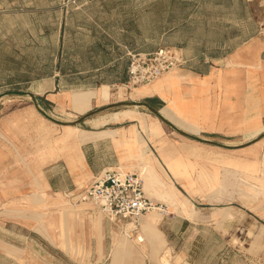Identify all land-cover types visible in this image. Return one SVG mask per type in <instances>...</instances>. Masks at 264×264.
I'll list each match as a JSON object with an SVG mask.
<instances>
[{"label": "rangeland", "instance_id": "rangeland-1", "mask_svg": "<svg viewBox=\"0 0 264 264\" xmlns=\"http://www.w3.org/2000/svg\"><path fill=\"white\" fill-rule=\"evenodd\" d=\"M242 1L0 0V80L12 83L7 87L14 90L56 71L63 99L53 113L64 121L108 103L131 100L133 88L159 84L165 96L160 111L179 128L207 137L203 130L222 127L203 122L200 100L193 99L194 125L177 116L166 102V97L185 98L181 84L186 78L178 72L184 67L144 86L129 87L127 78L118 77L130 51L180 42L179 34L166 31L173 23L166 17L167 6L182 7L187 26L195 25L198 32L210 30L216 19L227 22L230 14L241 17L253 9L257 24L264 9L260 0L248 7ZM240 22L245 29V22ZM242 82L237 83L239 88ZM78 93L89 96L88 104L76 100ZM138 100L157 103L146 97ZM220 102L216 110L222 108ZM83 104L85 109L79 110ZM123 109L141 111L140 118L152 114L143 107L112 108L74 126H116L127 135L121 138L128 139L126 144L114 145L116 155L100 152L98 159L135 172L143 185L148 183L146 195L161 204L154 208L162 213L157 229L145 225L150 212L134 227L129 221L111 220L94 203L76 202L63 193L1 196L0 264H264V138L251 140L264 132V118L256 115V100L240 99L237 110L227 108L233 114L238 111L237 122L225 124L222 133L211 139L239 146L231 149L183 136L156 116L143 130L128 115L115 121L112 115ZM137 139L149 156V166L133 153ZM163 156L178 165V178ZM143 166L145 171L140 173ZM161 180L171 185L167 193L162 192Z\"/></svg>", "mask_w": 264, "mask_h": 264}, {"label": "crops", "instance_id": "crops-1", "mask_svg": "<svg viewBox=\"0 0 264 264\" xmlns=\"http://www.w3.org/2000/svg\"><path fill=\"white\" fill-rule=\"evenodd\" d=\"M254 2L243 0L242 4L248 7ZM260 2L264 7V0ZM166 8L167 19L169 22L173 19L171 25L168 22L166 31L181 36L180 42L175 44L181 46L188 60L178 71L186 78L181 84L183 95L188 100H200L204 111L201 117L206 118L204 123L222 127L221 130H203L207 134L204 138H217L225 124L237 122L238 111L233 114L227 108L237 110L240 99L256 100V115L260 120L264 118V9L257 24V13L253 9L241 17L230 14L227 22L216 19L209 24L210 30L202 28L196 32L195 25L187 26V15L182 7ZM240 20L245 22V29L240 26ZM126 68L127 65L118 79L127 78ZM240 81L244 83L242 89L237 85ZM59 83L55 71L51 76L30 80L26 87L14 90H29L41 107L56 117L53 110L56 113L63 99ZM9 84L12 83L6 79L0 80V93L13 90L7 87ZM163 95V92H155L145 97L156 99L157 103L152 106L160 109L165 103ZM218 100L222 108L216 110ZM63 126L40 115L26 95L0 98V197L75 194L90 184L102 168L115 166L105 165L108 160L98 159V156L100 152L116 155L114 145L126 141L118 136L120 127L71 125L64 126V132Z\"/></svg>", "mask_w": 264, "mask_h": 264}, {"label": "built area", "instance_id": "built-area-1", "mask_svg": "<svg viewBox=\"0 0 264 264\" xmlns=\"http://www.w3.org/2000/svg\"><path fill=\"white\" fill-rule=\"evenodd\" d=\"M128 55L129 87L147 85L170 70L183 67L188 61L175 46L130 51ZM67 197L76 202L94 203L111 220L129 221L134 227L140 224L143 214L161 207L145 195L142 178L137 173L119 166L102 168L84 189Z\"/></svg>", "mask_w": 264, "mask_h": 264}, {"label": "bare ground", "instance_id": "bare-ground-1", "mask_svg": "<svg viewBox=\"0 0 264 264\" xmlns=\"http://www.w3.org/2000/svg\"><path fill=\"white\" fill-rule=\"evenodd\" d=\"M173 76H171V77H173ZM155 92H161L159 84H154L152 86V88L143 87V88L136 89V90H134V88H133V92L131 93V100H138L139 98H142V97H145V96L147 97V96H149V95H151L152 93H155ZM77 96L79 97V99H76V100H78L80 102H83L85 104H88L90 98H89V96L87 94H83V93L79 94L78 93ZM166 99H167L166 102H167L168 106L172 109V111L177 116H179L181 119H183L184 121L188 122L191 125L192 124L193 125L196 124V117H195V113H194V111H196V103H194L193 100H191V99L188 100V99H185V98H182L181 100H178V99H176L174 97H169V98L166 97ZM85 106L86 105H84V106H82V108H78V109L79 110H83V109H85ZM140 114H141V111H139V110L123 109V110L115 112L112 115V117H113V119L115 121H117L121 116L128 115V117L130 119L136 120L138 122L139 129L143 130V129H146V128L149 127L150 118L153 117L154 115L150 114V113H146L147 114L146 118H140L139 117ZM99 122H101V121H99ZM64 126H71V125L70 124H66ZM159 128H160V126H158V129ZM137 132H138V130H136V132L134 131L133 140L136 139V135L135 134H137ZM118 136H119V138H122V139L123 138L125 139V137H127V135H125L122 132H118ZM256 137L252 138L251 140L255 139ZM126 140H128V139H126ZM133 153L139 159L144 161V164H146V166H149V165H147V164L150 163L149 156L147 155V153L144 152V148L142 147L141 142L138 139H137V147L135 146L133 148ZM163 161H164V164L166 165V167L172 172L173 176L175 178H178L179 169H178V165L174 162V160L172 158H170L169 156H163ZM262 161H264V159H262ZM158 167L160 168V170H163L162 167H160L159 165H158ZM144 169H145V166L141 167V172L140 173H143L142 171H145ZM145 185L148 186V183L144 182V185H143V188L146 191ZM161 185H162V192L163 193H167L168 190L171 188L170 187L171 186L170 183H165L162 180H161ZM151 186L154 187V184L152 183ZM171 197H173L172 193H171ZM169 199H170V197H169ZM156 210L157 209L151 210L150 214L145 218V225L148 226L149 230H154L155 231V229H157V223H158L159 217L161 216L162 213H159Z\"/></svg>", "mask_w": 264, "mask_h": 264}, {"label": "water", "instance_id": "water-1", "mask_svg": "<svg viewBox=\"0 0 264 264\" xmlns=\"http://www.w3.org/2000/svg\"><path fill=\"white\" fill-rule=\"evenodd\" d=\"M5 95H26V96H28L31 99V101L33 102L36 110L41 115H43L46 119H48V120H50V121H52L54 123L60 124V125H66V124L77 125V124H80V123L84 122L85 119H87L88 117H90V116H92L94 114H97V113H100V112H103V111H106V110L112 109V108H119V107H143V108L147 109L149 112H151L152 114H154L157 118H159L160 120L165 122L173 130H175L176 132H178V133L182 134L183 136H186V137H188L190 139H193V140H196V141H199V142H202V143L211 144V145L224 147V148H230V149L239 147L238 145L226 144V143L218 142V141L211 140V139H208V138L200 137V136H198L196 134H192V133L186 132L185 130H182L181 128L176 126L170 120L166 119L161 114L160 109H157V108L153 107L152 105L148 104L145 101H139V100L116 101V102H112V103H108V104L99 106V107H97V108H95L93 110H90V111L86 112L85 114H83L82 116H80L79 118H75L73 120L64 121V120H60V119H57V118L53 117L47 111H45L41 107L37 97L32 92H30L29 90H7L5 92L0 93V98L2 96H5ZM261 138H264V132H261L260 134H258V136L255 139L252 140V143L257 141V140H259V139H261Z\"/></svg>", "mask_w": 264, "mask_h": 264}]
</instances>
